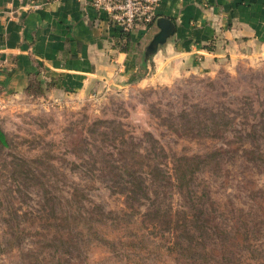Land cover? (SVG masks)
I'll return each instance as SVG.
<instances>
[{
	"label": "rangeland",
	"instance_id": "374dc122",
	"mask_svg": "<svg viewBox=\"0 0 264 264\" xmlns=\"http://www.w3.org/2000/svg\"><path fill=\"white\" fill-rule=\"evenodd\" d=\"M0 128V264H264V55L17 98Z\"/></svg>",
	"mask_w": 264,
	"mask_h": 264
},
{
	"label": "crops",
	"instance_id": "0c3cea01",
	"mask_svg": "<svg viewBox=\"0 0 264 264\" xmlns=\"http://www.w3.org/2000/svg\"><path fill=\"white\" fill-rule=\"evenodd\" d=\"M92 0H0V99L90 96L150 77L209 72L226 60L264 55V0H161L175 34L153 53L156 22L126 45ZM37 90H42L39 93ZM30 94H33L30 96Z\"/></svg>",
	"mask_w": 264,
	"mask_h": 264
},
{
	"label": "built area",
	"instance_id": "2783aa9c",
	"mask_svg": "<svg viewBox=\"0 0 264 264\" xmlns=\"http://www.w3.org/2000/svg\"><path fill=\"white\" fill-rule=\"evenodd\" d=\"M61 0H32L31 10L42 9ZM161 0H92L91 6L103 14L110 28L118 33L117 44L126 45L129 37L139 30H146L157 20ZM2 66L0 65V69ZM4 106L0 99V108Z\"/></svg>",
	"mask_w": 264,
	"mask_h": 264
},
{
	"label": "water",
	"instance_id": "95a60500",
	"mask_svg": "<svg viewBox=\"0 0 264 264\" xmlns=\"http://www.w3.org/2000/svg\"><path fill=\"white\" fill-rule=\"evenodd\" d=\"M157 26L159 27L160 31L155 35L154 39L150 43V46L148 47V51L150 53L155 52L160 45L166 43V41L176 32L174 23L166 18H159L157 20Z\"/></svg>",
	"mask_w": 264,
	"mask_h": 264
},
{
	"label": "trees",
	"instance_id": "16d2710c",
	"mask_svg": "<svg viewBox=\"0 0 264 264\" xmlns=\"http://www.w3.org/2000/svg\"><path fill=\"white\" fill-rule=\"evenodd\" d=\"M40 93V92H39ZM33 94H30V96H32ZM33 97H36V95L34 94V96ZM0 144H2V145H6V138H5V134H4V132H3V130L0 128ZM168 215H167V220H168V223L169 224H172V223H174V221H175V217H176V214L175 215H171L172 213H167ZM68 220V219H67ZM71 220V219H70ZM73 220H80V219H78V218H72V221ZM72 221H70V222H72ZM74 223H75V221H74ZM76 230H78V228H76ZM80 230H82V229H80ZM84 230V229H83Z\"/></svg>",
	"mask_w": 264,
	"mask_h": 264
}]
</instances>
